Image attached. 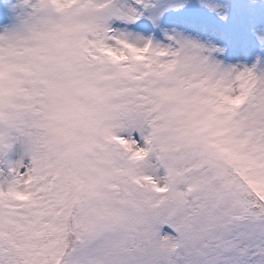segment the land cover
<instances>
[{
    "label": "snow or ice",
    "instance_id": "obj_1",
    "mask_svg": "<svg viewBox=\"0 0 264 264\" xmlns=\"http://www.w3.org/2000/svg\"><path fill=\"white\" fill-rule=\"evenodd\" d=\"M0 264H264V0H0Z\"/></svg>",
    "mask_w": 264,
    "mask_h": 264
}]
</instances>
